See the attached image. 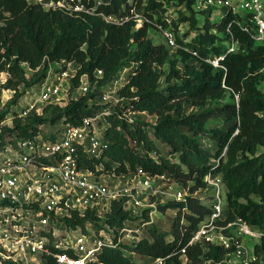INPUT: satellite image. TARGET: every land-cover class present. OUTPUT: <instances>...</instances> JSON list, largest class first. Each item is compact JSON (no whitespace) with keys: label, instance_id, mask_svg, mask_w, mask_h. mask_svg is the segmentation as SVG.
Returning <instances> with one entry per match:
<instances>
[{"label":"trees","instance_id":"obj_1","mask_svg":"<svg viewBox=\"0 0 264 264\" xmlns=\"http://www.w3.org/2000/svg\"><path fill=\"white\" fill-rule=\"evenodd\" d=\"M102 1L108 3L98 10L105 14L129 4L127 0ZM131 2L137 8L143 7L150 19L156 15L161 23L170 5L181 6L179 19L171 20L173 30L176 32L181 22H188L190 28L199 26V32L189 41H184L187 34L183 38L176 36L178 57L171 58L169 47L148 37V23L135 28L132 19L113 24L95 14L76 17L46 10L40 3L28 0H0V60L5 58L10 72L4 86L14 90L0 117L7 118L9 107L28 87L45 77L48 62L74 61L79 65L70 93L82 74L100 88L122 65L133 62L127 81L117 91L119 100L104 117L101 155H83L81 165L97 175H122L137 169L151 175H168L181 186L189 185L192 192L205 188L207 174L219 175L226 186V214L217 222L226 224L239 217L258 228L262 236L253 246V264H264V151L259 150L264 148V91L259 87L264 82V44L256 45L236 23L239 16L230 10L219 21L211 23L206 17L200 24L193 8L195 0ZM227 30L242 51H227L224 41L231 38ZM218 55L222 58L217 66L206 60ZM190 59L193 61L188 62ZM5 62L0 63V69ZM22 62L33 69L29 77ZM96 70L102 71L101 77L95 76ZM97 94L89 91L69 99L64 106L47 105L42 114L14 117L11 126H0V144L11 136L34 138L46 121L52 125L80 124L83 118L104 109ZM186 106L197 111L186 113ZM134 112L152 115L153 124L129 122L125 115ZM220 118L226 122L224 128L212 123ZM203 138L209 141L207 145ZM155 141L165 144L168 153H162ZM123 202L124 199L112 200L103 216L89 210L83 214L73 212L65 222L82 232H86L87 224L96 232L105 226H116L120 231L126 220H137L129 216ZM208 206L194 196L188 197L186 204L175 200L157 204L161 210H178L169 232L151 223L146 230L149 236L142 235L132 243L120 242L119 247L104 244L92 264H136L127 253L162 258L158 264H204V260L223 264L226 253L234 246L224 248L209 243L204 251L199 243L187 244L196 225L210 213ZM147 212L148 209L141 218L148 219ZM182 218L185 222H181ZM43 264L56 262L46 255Z\"/></svg>","mask_w":264,"mask_h":264},{"label":"built area","instance_id":"obj_2","mask_svg":"<svg viewBox=\"0 0 264 264\" xmlns=\"http://www.w3.org/2000/svg\"><path fill=\"white\" fill-rule=\"evenodd\" d=\"M28 1L40 3L46 10H59L76 17L99 15L113 24L132 19L135 28H138L148 23L150 28L160 33L167 47L178 48L169 10L164 13L161 23L156 20V15L150 19L143 7L137 8L131 0H127L129 4H123L117 12L106 14L98 10L100 5L108 3L102 0ZM195 4L202 10L214 6L230 10L239 16L236 23L242 30L249 33L254 42L264 44V0H195ZM227 32L231 37L224 41L227 51H242L232 39L230 30ZM192 54L196 52L192 51ZM221 58L218 55L206 60L217 66ZM3 61L4 57L0 63ZM8 66L5 62L0 69V100L3 105L14 93L13 89L4 86L10 77ZM21 66L26 75L28 71L33 72L27 62H22ZM133 66L132 62L122 65L100 88L95 83L91 84L86 74H82L78 86L70 93L79 65L74 61L48 62L45 77L34 84L38 90L30 94L27 103L17 109L19 101L25 99L31 86L28 87L16 104L10 106L9 116L0 119V126H11L14 117H25L32 112L42 114L47 105L64 106L69 99L77 98L76 91L84 95L95 90L99 93V100L107 102L127 81ZM95 76L101 77L102 71L96 70ZM3 91L10 94L5 97ZM106 104L103 110L83 118L78 125L58 123L47 138L39 134L34 138L11 136L5 144H0V264H43L46 255L54 257L56 264H92L104 244L116 247L126 236L130 237L129 243H132L142 236V228L154 222L156 205L153 202L144 203L139 192L151 193L153 182L164 179L166 175H151L141 169L122 175H97L81 165L83 155L90 158L102 153L104 117L113 107V104ZM125 116L129 122L134 121L131 113ZM107 176L111 177L112 184L106 180L104 182L103 177ZM205 182L203 189L211 190L214 201L207 203L210 213L196 225L187 244L199 243L204 251L209 243L224 248L234 246L226 253L223 264H253L256 255L253 248L246 246L244 238L259 240L262 232L239 217L226 224L218 223L226 214V203L223 204L222 200L223 195L226 196V186L219 175L211 173L205 176ZM172 194L175 201L184 204L188 197L193 196L185 188H175ZM119 199H124L123 207L129 216L137 218L136 221L126 220L120 231L116 226H105L98 232L89 229L90 234L87 226L86 232H82L78 226L70 228L65 222V218L73 212L83 214L89 210L103 216L100 210L105 208V212L109 211L111 201ZM147 209L148 219L141 218ZM182 221L185 222V219L182 218ZM66 235L71 236L69 240ZM181 251L185 253V249ZM162 260L154 258L149 264L162 263ZM208 263L204 260V264Z\"/></svg>","mask_w":264,"mask_h":264},{"label":"rangeland","instance_id":"obj_3","mask_svg":"<svg viewBox=\"0 0 264 264\" xmlns=\"http://www.w3.org/2000/svg\"><path fill=\"white\" fill-rule=\"evenodd\" d=\"M181 6L172 4L170 5L169 8V12L168 15L174 20L176 21L177 19H179V11H182L180 8ZM194 11H196V13L198 14L197 16L199 17V23H203L204 19H206V17H209V21L211 23L219 21L220 18L225 15L227 13V9L224 7H213L211 8H207V9H200L197 7L196 4L193 5ZM186 14H188V12L186 10H184ZM183 11V12H184ZM199 26H196V28H190L189 27V23L188 22H181L180 24H178V28L177 31L175 32L176 36H179L181 38H183V36H185V34H187V37L184 41H189L191 39V37H193L197 32H199ZM148 37L153 41V42H162L163 43V39L160 35V33L158 31H156L153 28H149L148 31ZM255 44H259L258 42H255ZM170 51V57L171 58H176L177 53H176V48H169ZM193 59H190L188 62H192ZM159 69V68H158ZM164 72L167 71V66H164ZM30 71H28L27 76H30ZM160 86L163 87L165 86V82H164V77L161 78L160 80ZM259 87L261 88L262 91H264V83H260ZM29 92H27L25 94V99H21L17 105V109L21 107V105H25V103H27L28 99H29V95L32 94L34 91L38 90L37 85H33L29 88ZM2 94L6 97L7 95H9L10 93L7 91H3ZM99 96V93L97 94ZM77 97L81 96L78 91H76V95ZM118 94L117 93H113L111 95V98L109 101H102L99 100V97L97 98L98 102L101 103L102 105H104V103H108L106 105H111L114 106L118 100ZM208 105H210V103H208ZM7 108V103L6 104H2V101L0 100V115L4 112V110H6ZM10 108V107H9ZM9 111V109H8ZM197 109H195L194 107H190V106H186L185 108V112L186 113H191V112H196ZM131 117L133 118L134 121H140V122H145L148 124H153L154 118L152 115H149L147 112H134L131 113ZM0 119H2L0 117ZM212 123L216 126H220L222 128L225 127L226 122L224 120V118H220V119H213ZM58 127L57 124L52 125L50 124L48 121H46L44 124L39 126V135L42 138H47L48 135L53 132L56 128ZM156 144L159 146L160 150L162 153L167 154L169 148L159 142V141H155ZM202 142L207 145L209 143V141L205 138L202 139ZM260 151H264V148H259ZM104 182H109L110 184H112V180L110 176L107 177H103ZM106 180V181H105ZM152 192L145 194V191H140L139 195L141 196L140 198L143 200L144 203H150L153 202L155 205L160 204V205H165L166 203H169L171 201H173V191L175 188H185L187 192H189L190 194H192L194 197H196L200 203H213L214 198L212 197V192L209 189H198L197 191H188L189 190V185L187 186H181L179 185L177 182H175L174 180H172L168 175L165 176L164 179H159V180H155L152 184ZM153 193V194H152ZM223 200V204L226 203V196L223 195L222 197ZM105 208L101 209V215H103V213L105 212L104 210ZM145 214L147 210H144ZM149 211V210H148ZM177 209L172 208V207H167L164 210H161L157 207L156 211L153 212V225L155 227H157L159 230L161 231H167L169 232L172 221L175 217V215H177ZM128 225H131V223H129ZM87 229L88 232L90 234H92L91 231H89V229H93V226L90 224L87 225ZM147 226H145L144 228L141 229V233L142 235H146L149 236V234L147 233ZM76 235V232H74L73 236ZM67 239L69 240V238L71 237L70 235H66ZM130 241V237H124L123 240L121 241L122 243H129ZM258 240L256 239H250L248 237L244 238V242L246 243V246H248L249 248H253L254 244L257 243ZM129 255V257H131L133 259V261L136 264H144V263H148L151 262V258L149 259H142L140 258L138 255L134 254V253H127Z\"/></svg>","mask_w":264,"mask_h":264},{"label":"crops","instance_id":"obj_4","mask_svg":"<svg viewBox=\"0 0 264 264\" xmlns=\"http://www.w3.org/2000/svg\"><path fill=\"white\" fill-rule=\"evenodd\" d=\"M262 72L264 73V68L262 69ZM262 83H264V82H262ZM144 258L149 259V257H144ZM144 258H142V259H144ZM148 263H150V262H148Z\"/></svg>","mask_w":264,"mask_h":264}]
</instances>
